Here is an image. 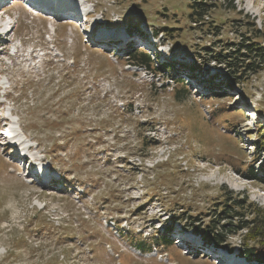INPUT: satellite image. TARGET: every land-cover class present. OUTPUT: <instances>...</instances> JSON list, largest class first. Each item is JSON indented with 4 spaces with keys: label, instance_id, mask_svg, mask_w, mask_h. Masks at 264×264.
Returning a JSON list of instances; mask_svg holds the SVG:
<instances>
[{
    "label": "rangeland",
    "instance_id": "374dc122",
    "mask_svg": "<svg viewBox=\"0 0 264 264\" xmlns=\"http://www.w3.org/2000/svg\"><path fill=\"white\" fill-rule=\"evenodd\" d=\"M25 1L0 0V264H264L242 232L201 236L226 198L264 208V70L224 89L217 60L244 23L264 46V0H60L79 10L62 17ZM195 1L212 4L198 23Z\"/></svg>",
    "mask_w": 264,
    "mask_h": 264
},
{
    "label": "trees",
    "instance_id": "16d2710c",
    "mask_svg": "<svg viewBox=\"0 0 264 264\" xmlns=\"http://www.w3.org/2000/svg\"><path fill=\"white\" fill-rule=\"evenodd\" d=\"M212 4L204 1H195L188 3V7L185 10V15L189 22L198 23L203 21V18L210 13ZM246 36L243 41L238 42L234 47L227 49V53L218 54L217 60L220 64H224L228 69V77H231V81L226 84V88L229 89L232 84H237L240 78L237 73H242L244 70L257 73L258 71L264 70V46L261 43L255 42L249 34L253 31L252 26L244 23ZM263 38L260 35V39ZM134 58H139L137 63L143 67L151 70L155 73L163 69L165 72H169L170 66L152 67V62L149 57L144 54L135 52L131 53ZM245 60H249L246 66L241 65ZM245 67V68H244ZM194 66L189 71H194ZM230 80V79H228ZM178 84L184 88L185 84L183 80H179ZM208 87L211 90L213 83L210 82ZM218 89L219 94H224L222 97H228L225 94L224 89H220L219 86L215 87ZM187 92L181 91L179 95H185ZM258 137L261 141L255 142L254 149L259 153V150L264 148V137H261L264 132L262 130L257 132ZM255 152V151H254ZM264 152V151H263ZM260 172L264 173V165L260 164ZM258 172V171H257ZM250 179H259L256 175H253ZM230 203H218L220 210L216 214L215 219L211 220L212 226L209 230H205L201 235L202 238L214 244L216 247H222L228 237H232L240 233L241 251L240 254L248 261H255L264 263V208L256 205L247 200L245 196L241 197L240 200L233 201L226 198ZM230 222L228 225H219L220 221ZM234 224V225H233ZM215 227V228H214ZM191 228V227H190ZM198 230V228H195ZM172 242L168 240L167 232L165 234L158 233L151 241L139 239L133 245L136 246L137 250L147 254L153 248V246L168 248L172 246ZM151 248V249H150Z\"/></svg>",
    "mask_w": 264,
    "mask_h": 264
},
{
    "label": "bare ground",
    "instance_id": "6f19581e",
    "mask_svg": "<svg viewBox=\"0 0 264 264\" xmlns=\"http://www.w3.org/2000/svg\"><path fill=\"white\" fill-rule=\"evenodd\" d=\"M47 3L46 2H40V3L38 2V3H33L30 6L34 7L35 9L48 8L50 11H53L54 14L61 16V17L66 16L67 15L66 13H70L72 11L71 9L75 8V7H73L74 3H72L71 1H69L67 4L65 2H61L60 0H54V2L51 5L50 4L47 5ZM75 10H76V8H75ZM39 16H40V14H39ZM42 16L43 15H41L40 17H42ZM7 135L9 136V138H11L10 134L7 133ZM15 146H18V144H16Z\"/></svg>",
    "mask_w": 264,
    "mask_h": 264
}]
</instances>
